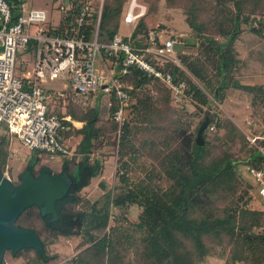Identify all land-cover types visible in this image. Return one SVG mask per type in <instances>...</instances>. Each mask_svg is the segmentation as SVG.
<instances>
[{"label": "trees", "instance_id": "16d2710c", "mask_svg": "<svg viewBox=\"0 0 264 264\" xmlns=\"http://www.w3.org/2000/svg\"><path fill=\"white\" fill-rule=\"evenodd\" d=\"M6 1L14 18L17 5L22 1ZM161 1L163 6L182 10L184 23L195 41L187 44L194 54L174 49L179 66L166 61L159 68L174 81L184 83L182 97L199 113L210 111V122L203 136L206 138L210 126L215 133L222 131L224 143L238 144L236 156L226 146L215 154L207 140L201 147L196 146L194 137L201 120H197L193 128L183 121H169L167 115L173 111L170 91L158 80L130 70L118 78L129 87L127 120L120 128L116 149L115 177L119 193L114 198L105 193L98 207L91 204L83 210L74 209L78 192L101 172L99 162L90 163L89 155L94 142L102 138L103 129L98 125L96 108H80L67 98L63 115L59 117H68V121H62L63 126L79 123L75 134L83 136L74 149V153L80 155L78 161L71 166V160L64 159L56 173H66L70 187L54 204L55 222H48L51 216L41 217L35 206L25 209L15 221L16 228L31 230L36 235L42 254L38 256L32 249H22L15 254L5 251L11 256L32 252L35 260L45 264L53 257L45 254L43 234L67 238L80 231L88 246L70 260L71 264H199L213 254L214 247L221 241L230 247L225 264H264V210L249 207L253 200L249 193L251 186L241 178L239 171L243 167L259 173L264 185V86L239 81L243 64L234 50L241 25L249 34L264 37V0H144L146 12L136 21L128 39L133 47L145 45L149 30L163 29L147 24V17L158 11ZM127 2L103 0L98 24L101 42L117 34ZM205 11L208 15L224 16V22L217 29L221 42L215 43L203 33L204 26L197 18ZM70 21L67 16L61 25ZM90 28L86 26V33ZM108 61L117 71L118 61ZM228 90L242 92L251 116L258 118L261 130L255 146L249 145L232 123L218 115L214 103L221 104ZM110 101L108 121L111 129L116 130L110 119L115 103L112 97ZM55 103H47V115H59L60 101ZM178 111L184 113L182 103ZM6 145L4 134H0L1 173ZM38 155L30 153L18 182L24 171H29L34 178L44 169L50 171L44 165L34 169ZM132 205L139 209L136 221L127 222L123 227L124 209ZM109 206L120 211L114 219L119 223L103 233Z\"/></svg>", "mask_w": 264, "mask_h": 264}, {"label": "built area", "instance_id": "2783aa9c", "mask_svg": "<svg viewBox=\"0 0 264 264\" xmlns=\"http://www.w3.org/2000/svg\"><path fill=\"white\" fill-rule=\"evenodd\" d=\"M58 19L50 21L43 10H25L20 2L12 18L6 0H0V125L14 136L28 152L45 156H61L70 160L68 147L57 139L66 127L62 119L47 115V103L67 98L82 107H89L93 95H108L115 108L110 115L117 137L128 115L127 90L119 77L137 70L161 82L171 94V101L183 100L184 83L174 81L162 71L163 62L176 66L174 40L163 29L146 34L142 47H133L129 36L136 21L144 16L146 7L137 0H128L120 24L130 27L128 34H115L110 40L98 38V24L103 0H54ZM70 16V23L61 25ZM94 17V18H93ZM94 19V20H93ZM90 25L89 32L85 28ZM30 54L32 63L22 75L15 74L17 53ZM117 60V71L108 60ZM99 64V68L95 64ZM61 81L63 90L46 87V81ZM212 127H208L211 131ZM7 178L5 174H3ZM109 212L107 220H114Z\"/></svg>", "mask_w": 264, "mask_h": 264}, {"label": "rangeland", "instance_id": "374dc122", "mask_svg": "<svg viewBox=\"0 0 264 264\" xmlns=\"http://www.w3.org/2000/svg\"><path fill=\"white\" fill-rule=\"evenodd\" d=\"M21 1L25 10H43L50 21L55 22L59 17V12L56 10V3L54 0ZM137 2L143 4L145 7L147 6L144 0H137ZM205 12L206 13L201 14L200 17L197 18V21L204 26L203 33L208 37H212L215 43L221 42L222 39L218 37L217 29L219 24L224 22V16L222 14L208 15V12ZM183 19L184 15L181 9L168 8L167 6H163L162 2L158 7V11L147 17V24L149 27H154L155 25L161 26L174 40V49L183 51L184 53L194 54V50L190 46H187V44L195 41V39L192 37V32L186 26ZM240 30L241 33L234 42V50L237 58L240 59L243 64L238 79L242 84H262L264 86V37L260 39L249 34L246 27L243 25L240 26ZM129 31L130 27H125L120 24L117 29V35L124 36L128 34ZM31 62L32 60L27 54L18 52L15 61V74L17 76L19 75L18 70L20 71L19 68L23 63L26 65V68L29 69ZM98 66L99 64L96 63L95 67L99 68ZM46 87L61 90L62 82L58 80L49 82L46 84ZM152 93L154 92L152 91ZM107 102L108 95L106 94L93 95L90 100V106L94 105L93 107L99 112L98 125L103 129V136L100 140L98 139L94 142L93 152L89 155V162L98 161L101 166V172L90 179L87 187L78 192V204L74 207L75 210H83L91 204L98 207L102 203L105 193H109V196L114 198L120 191V186L115 177L118 137L115 130L111 129V123L108 121ZM181 103L183 104L184 113L179 114V104H175L172 101L170 102V107L173 111L170 112V115H167L169 121H183V123L190 125V128H193L197 120H202L204 116L209 117L210 111L204 109L205 112L199 113L196 107L188 101L183 99ZM54 104L56 103L54 102ZM75 105L80 108H86L78 104ZM214 105L218 111L219 117L223 121L232 123V125H234L245 137L249 145H256V141L259 138L258 132L261 130V126L258 123V118L256 116H251L252 114L246 97L242 92L228 90L224 101L221 104L214 103ZM90 106L88 108H90ZM208 132L206 138L204 137V141L207 140L208 147H212L215 154L226 146L232 155L234 157L236 156L238 149L237 143H224L222 131L215 133L211 130ZM0 134H4L7 140V145L4 150L2 174H5L11 182L17 183L18 175L23 170L26 161L30 157V153L20 146L14 136L4 132L2 125H0ZM72 136L75 138L76 134ZM80 138L82 139L83 136L79 135L78 139ZM37 158L38 162L34 167L35 170L44 165L54 174L58 173L63 160L66 159L61 156H45L41 154L38 155ZM70 160L72 166L78 161V158L76 160L72 157ZM239 171L241 178L247 181L251 186L249 193L253 197V200L249 202V207L264 210V185L262 181H260L261 175L254 171H246L243 167H240ZM136 174L134 176H137ZM111 207L112 206H109L108 214L110 212L116 217L120 211ZM138 212L139 209L135 205L124 209V223H122V226L126 227L127 222L134 223ZM117 223L115 220H111L110 222L107 220V226L103 233ZM76 232L77 234L75 236L67 238H53L45 234L42 235L45 254L49 257H53L45 264H71L70 260L88 246L84 244L82 233L80 231ZM229 250V245L225 241H221L219 245L214 247L213 254L206 256L199 264H225ZM128 257L131 256L129 255ZM1 264L41 263L35 260L32 252H20L15 257L11 256L9 252H4Z\"/></svg>", "mask_w": 264, "mask_h": 264}, {"label": "water", "instance_id": "95a60500", "mask_svg": "<svg viewBox=\"0 0 264 264\" xmlns=\"http://www.w3.org/2000/svg\"><path fill=\"white\" fill-rule=\"evenodd\" d=\"M209 122L210 118L204 116L196 129L194 144L198 147L204 143L203 134ZM70 184L66 173L52 174L47 169L37 178L24 171L17 184L0 172V264L5 251L15 254L22 249H32L38 256L42 254L36 235L31 230L16 228L15 221L25 209L35 206L41 217L51 216L48 222H55L54 204L64 197Z\"/></svg>", "mask_w": 264, "mask_h": 264}, {"label": "crops", "instance_id": "0c3cea01", "mask_svg": "<svg viewBox=\"0 0 264 264\" xmlns=\"http://www.w3.org/2000/svg\"><path fill=\"white\" fill-rule=\"evenodd\" d=\"M27 55L32 60V57L30 56V54H27ZM30 66H31V64H30ZM19 69H20V71L18 70V74H19L18 76L22 75V73L25 70H27L26 65H24V63L21 65V67ZM49 82H53V81H46V84H48ZM47 88H51L52 89V87H47ZM61 90H63V84H62V89ZM93 106L94 105H91L90 107H93ZM59 108H60L59 115L54 114V115H56L58 117L62 116L63 112H64V109H63L61 104H59ZM98 118H99V112H98ZM61 119H62V121L63 120L64 121H68V117H61ZM65 127L66 128L64 130H62V131H60L58 133L57 139L68 147V149L70 150V152L72 154V157H74L77 160V158L79 159L80 155L75 154L74 153V149H75L76 145L78 144V142L81 140V138L78 139L79 138V134H76L75 138H73L72 135H75V131L80 127V124L77 123V122H71L70 125H67ZM29 153H31V152H29ZM41 155H43V154H41Z\"/></svg>", "mask_w": 264, "mask_h": 264}, {"label": "flooded vegetation", "instance_id": "af4514ba", "mask_svg": "<svg viewBox=\"0 0 264 264\" xmlns=\"http://www.w3.org/2000/svg\"><path fill=\"white\" fill-rule=\"evenodd\" d=\"M17 183H19V182H17ZM17 183H15V184H17Z\"/></svg>", "mask_w": 264, "mask_h": 264}]
</instances>
